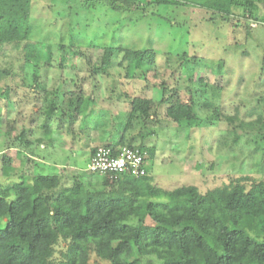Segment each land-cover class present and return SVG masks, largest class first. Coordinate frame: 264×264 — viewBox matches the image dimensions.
Returning a JSON list of instances; mask_svg holds the SVG:
<instances>
[{"label":"trees","instance_id":"trees-1","mask_svg":"<svg viewBox=\"0 0 264 264\" xmlns=\"http://www.w3.org/2000/svg\"><path fill=\"white\" fill-rule=\"evenodd\" d=\"M32 1L0 0V49L7 45L22 49L30 46ZM108 1L112 8L121 9L138 5L142 0ZM167 2L170 0H146L149 5ZM208 6L219 13L225 11L227 16L224 17L231 25H238L234 20L242 18L264 23V0H212ZM244 24L247 30L251 28L248 23ZM67 47L61 43L51 50L50 45L49 55L40 48L30 53L34 70L38 72L33 73L35 87L43 83L41 69L52 68L53 61L60 57L57 52L62 53L64 59L63 64L58 65L61 70L69 68L68 60H75L76 53H81L80 48L73 46L69 54ZM119 53L122 54L119 65L126 70L128 78H144L149 84L147 79L152 72L154 78L157 77L159 71L153 48L139 50L124 45L106 47L100 64L92 68L93 76L108 73L112 57ZM217 65L222 70L224 61L220 60ZM262 70L264 74V64ZM8 76H14L12 69L0 67V84ZM194 77L192 74L188 77L187 101L173 94L166 95V87L160 84L162 97L159 103L169 104L166 109L169 119L183 128L197 125L200 121L197 108L211 114L206 118L207 124L229 121V139L238 140L247 133L256 132L264 141V96H253V101L263 107V112H259L254 120H243L238 112L225 115L216 104L215 100L223 90L221 81L212 83L210 96L199 100L192 85ZM76 81L70 82L78 86ZM196 81L202 85L205 79L200 77ZM70 82L64 78L59 89H44L48 100L43 108L45 121L33 132L35 137L23 126L18 131L17 116L13 115L16 105L13 88L9 83L1 87L3 135L7 142L12 138L13 144L21 145L9 143V148H24L29 162L36 170L42 169L46 164L45 157L35 148L52 145L56 134H76L72 126L78 124L79 134H85L89 141L86 146L99 139L100 135L92 137V132L102 131L103 136V132L112 126L113 133H109V138L91 147L90 160L100 146L114 150L136 147L146 154V160L155 156L156 147L146 148L143 143L136 145L132 138L126 137L135 120L154 119L158 108L154 107L152 97H132L129 109L123 112L127 122L118 119L115 123L109 119V112L103 109L100 110L104 113L98 112L95 96L88 97L82 89L78 92L65 89L64 102L58 103L63 90L60 88ZM150 83L155 82L151 80ZM59 113L61 124L63 120L69 122L68 132L51 126L53 117ZM2 159L3 166L12 170V159L5 155ZM258 164L264 171V151ZM35 171L31 176L20 174L6 184L0 182V220L6 218L5 222H0V264H91L92 256L108 264H145L144 257L151 256L159 264H264V240L247 231H252L254 221H257L260 233H264V179L247 189L244 183L249 180L245 176L230 187L217 186L204 193L192 184L171 190L151 184L149 169L140 177L121 174L110 178L109 174H101L103 178L95 180L73 175L70 185H63V177L58 173L35 174ZM59 246L61 249L58 250Z\"/></svg>","mask_w":264,"mask_h":264},{"label":"rangeland","instance_id":"rangeland-1","mask_svg":"<svg viewBox=\"0 0 264 264\" xmlns=\"http://www.w3.org/2000/svg\"><path fill=\"white\" fill-rule=\"evenodd\" d=\"M211 1L170 0L149 5L146 0H139L140 3L133 7L114 9L108 0H33L30 46L22 49L7 45L0 49V67L12 69L15 76H8L0 89L8 83L13 88L16 104L13 115L17 116L18 131L23 126L35 137L33 132L45 121L43 108L48 100L44 89H59L64 78L69 82L77 80L78 86L71 82L65 88L62 86L58 103L64 102L65 89L72 92L82 89L88 97L95 96L98 112L104 113L100 109L109 112V119L115 123L118 119L127 122L123 112L129 109L132 97L149 96L158 108L154 119L135 120L126 135L136 145L143 143L146 148L156 147L155 156L147 159L149 183L168 190L192 184L205 193L217 186L230 187L248 176L249 181L244 184L251 189L253 183L264 179V171L258 164L264 151V141L259 134L252 132L238 140L229 139V121L207 124L206 118L211 114L197 108L199 123L183 128L166 116L169 104L159 103L161 83L166 87V95L173 94L187 101L188 77L192 74L195 75L193 89L198 92L196 98L199 100L210 96L212 83L222 82L223 90L215 101L225 115L238 112L241 119L251 121L263 112V107H258L253 96H264V23L242 18L234 20L238 25H231L224 17L227 16L225 11L222 14L208 6ZM245 22L250 29L245 28ZM61 43L68 45L66 51L69 54L73 46L80 48L81 53H76L75 60H68L71 68L61 70L58 65L63 64L64 59L62 53L57 52L60 57L53 61L52 68L41 69L43 83L35 87L33 73L38 72L34 70L30 53L40 48L49 55L50 45L51 50H55ZM112 45L139 50L153 48L159 71L157 77L154 78L152 72L147 79L149 84L144 78H128L126 70L119 65L120 53L112 57L108 73L93 76V66L100 64L104 49ZM220 60L224 61L222 70L217 65ZM200 77L205 79L202 85L196 81ZM151 80L155 83H150ZM206 88L209 90L204 91ZM59 115L53 117L51 126L68 132L69 122L63 120L61 124ZM3 125L0 123V182L6 184L20 174L31 176L36 166L29 162L24 148L18 149L21 145L13 144L12 138L10 142L5 140ZM72 127L76 134L58 136L55 133V143L35 148L45 157L46 163L35 174L58 173L63 177V185H70L73 175L102 179L100 173L90 172L89 156L92 146L104 143L109 133H113L112 126L103 132L104 136L102 131L92 132V137L100 136L91 146H86L89 142L86 135L79 134L80 126ZM9 143L18 147L9 148ZM3 155L12 159V170L3 166ZM29 157L32 158V154ZM5 221L6 218L0 220L1 223ZM258 226L254 221V229L247 231L264 240V233H260ZM144 263L159 264L153 256L144 257ZM91 264L108 262L92 256Z\"/></svg>","mask_w":264,"mask_h":264},{"label":"built area","instance_id":"built-area-1","mask_svg":"<svg viewBox=\"0 0 264 264\" xmlns=\"http://www.w3.org/2000/svg\"><path fill=\"white\" fill-rule=\"evenodd\" d=\"M89 170L109 174L110 178L121 174L145 176L148 172L146 154L136 147L125 146L114 150L112 147L100 146L91 157Z\"/></svg>","mask_w":264,"mask_h":264},{"label":"crops","instance_id":"crops-1","mask_svg":"<svg viewBox=\"0 0 264 264\" xmlns=\"http://www.w3.org/2000/svg\"><path fill=\"white\" fill-rule=\"evenodd\" d=\"M104 136V135H103Z\"/></svg>","mask_w":264,"mask_h":264}]
</instances>
